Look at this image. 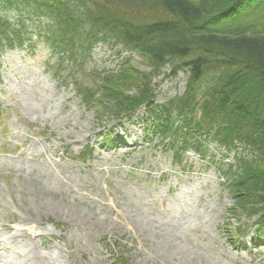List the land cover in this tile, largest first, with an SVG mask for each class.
<instances>
[{
	"label": "rangeland",
	"instance_id": "obj_1",
	"mask_svg": "<svg viewBox=\"0 0 264 264\" xmlns=\"http://www.w3.org/2000/svg\"><path fill=\"white\" fill-rule=\"evenodd\" d=\"M5 9L9 25L34 34L29 13ZM121 55L148 71L138 55ZM54 57L43 43L32 54L0 56V264H113L114 256L127 264H264V236L251 241L255 219L224 224L232 200L211 162L221 149L209 143L205 159L188 151L174 164L147 132L142 109L128 122L109 113L97 119L71 85L46 70ZM79 62L87 74L120 68L101 43ZM167 76L153 81L157 104L184 92L187 74ZM85 148L92 154L81 162ZM31 209L33 222L21 221ZM240 225L248 230L234 244L230 228ZM31 226L37 235L20 231Z\"/></svg>",
	"mask_w": 264,
	"mask_h": 264
},
{
	"label": "trees",
	"instance_id": "obj_2",
	"mask_svg": "<svg viewBox=\"0 0 264 264\" xmlns=\"http://www.w3.org/2000/svg\"><path fill=\"white\" fill-rule=\"evenodd\" d=\"M12 5L34 18L33 35L22 23L9 25L5 8ZM37 42L57 54L53 76L71 83L97 119L109 113L129 121L143 107L147 132L160 138L178 165L187 149L205 157L209 143L234 152V164L211 161L233 202L224 224L254 218L253 241L259 240L264 229V0H0V54L9 48L32 53ZM98 43L115 51L117 71L85 73L79 59ZM122 53L138 55L148 71ZM180 72L188 76L181 95L159 104L149 101L154 80ZM108 144L103 138L102 146ZM90 152L84 149L78 158L84 161ZM247 230L240 225L229 233L236 242ZM113 258V264H127Z\"/></svg>",
	"mask_w": 264,
	"mask_h": 264
},
{
	"label": "bare ground",
	"instance_id": "obj_3",
	"mask_svg": "<svg viewBox=\"0 0 264 264\" xmlns=\"http://www.w3.org/2000/svg\"><path fill=\"white\" fill-rule=\"evenodd\" d=\"M53 176H54L53 173L48 172V177L51 178L54 182H56L58 179H56V180L53 179ZM52 184H53V182H51V181L48 179V181L45 182L44 186H46V188L50 189V188H51L50 186H51ZM73 190L77 191L76 189H73ZM32 211H33L32 209L29 210L28 213H27V215H26V214H22V215H21V221L32 223V222H33V212H34V211H33V212H32ZM34 214H35V213H34ZM76 217H77L78 220H83V219L86 218V216H85L84 214H79V213L76 214ZM193 230H195V228L187 227V229H184V232L187 233V232L189 231V233H190V232L193 231ZM20 231L23 232V233H25V234L32 235V236L37 235V232H36V230H35V228H34L33 226L28 227V228H24V229H20ZM189 233H188V234H189ZM183 235H186V234H183ZM181 246H182V245H181ZM182 247H183V246H182Z\"/></svg>",
	"mask_w": 264,
	"mask_h": 264
}]
</instances>
